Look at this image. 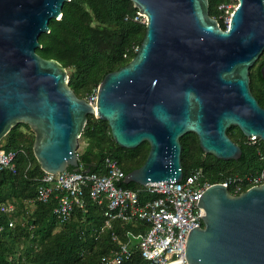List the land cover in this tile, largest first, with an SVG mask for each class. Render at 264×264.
<instances>
[{"label": "water", "instance_id": "obj_1", "mask_svg": "<svg viewBox=\"0 0 264 264\" xmlns=\"http://www.w3.org/2000/svg\"><path fill=\"white\" fill-rule=\"evenodd\" d=\"M66 1L0 0V140L28 125L42 171L80 169L77 142L89 114L108 122L120 147L148 143L144 162L122 180L141 186L181 180L184 134L221 160L241 155L231 126L264 141V108L249 76L264 52V0H236L225 29L208 0H130L146 17L144 36L130 61L100 81L94 105L68 86L61 63L35 52ZM197 205L203 225L187 235L189 264H264V183L239 194L212 183Z\"/></svg>", "mask_w": 264, "mask_h": 264}, {"label": "trees", "instance_id": "obj_2", "mask_svg": "<svg viewBox=\"0 0 264 264\" xmlns=\"http://www.w3.org/2000/svg\"><path fill=\"white\" fill-rule=\"evenodd\" d=\"M229 1L208 0L209 15L222 29L226 26L217 19V7ZM136 16L138 9L130 0L66 1L60 18L48 22L49 32L39 35L41 46L35 52L61 63L68 73V86L79 98H88L85 94L96 91L107 73L127 64L135 55L145 32V23L134 20ZM107 27L114 28L116 41L113 34L105 30ZM263 62L264 52L250 68L249 76L251 93L264 108V77L260 72ZM19 126L12 127L0 141L4 150L23 151L16 158L17 173H5L0 178V201L13 203L17 210L13 227L4 224V229L0 230V264H101V257L116 250L118 241H125L130 248V256L121 264H147L135 248L134 239L138 233L147 231V223L113 220L111 227L105 228V202L97 204L88 196L84 197L83 207H75L70 219L60 223L52 212L57 202L54 196L46 203L35 200L43 171L32 152L33 132L17 131ZM227 134L241 149L237 160H221L204 153L194 133L180 137L184 176L201 169L204 180L217 183L226 175L244 177L259 173L264 168V141L248 143L235 126L229 127ZM81 136L86 145L82 152H77L79 167L98 174H106V160H112L126 175L144 162L149 149L147 142L132 149L120 147L111 135L108 122L92 114L87 115ZM117 185L130 189L142 187L123 181ZM229 191L233 193L232 189ZM151 197L140 192L141 199ZM30 203L31 212L22 222ZM20 244L26 245L24 252L17 250Z\"/></svg>", "mask_w": 264, "mask_h": 264}, {"label": "built area", "instance_id": "obj_3", "mask_svg": "<svg viewBox=\"0 0 264 264\" xmlns=\"http://www.w3.org/2000/svg\"><path fill=\"white\" fill-rule=\"evenodd\" d=\"M236 1V0H230ZM134 20L146 21L138 12ZM229 19L226 20V23ZM96 91L92 92L88 102L94 105ZM254 144L258 137H246ZM1 141V140H0ZM20 150H4L0 143V178L5 173H17L16 158ZM106 174L79 170H65L58 173L44 172L36 188L35 200L46 203L52 196L57 199L53 208L56 219L63 223L70 219L75 207L84 206V197L88 196L97 204L105 202L103 211L105 228H110L113 220H141L148 224L147 231L134 236L135 248L147 264H189L185 257V245L189 231L202 226L200 215L204 209L198 206V200L210 184L203 179L201 169H194L180 181L163 183L150 182L138 189L117 185L125 173L115 161L106 160ZM239 194L247 188L264 183V168L257 174L244 177L226 175L217 182ZM140 192L152 195L140 198ZM16 206L11 202L0 201V230L4 224L13 227ZM130 256L129 245L118 241V248L102 256L101 264H121Z\"/></svg>", "mask_w": 264, "mask_h": 264}, {"label": "rangeland", "instance_id": "obj_4", "mask_svg": "<svg viewBox=\"0 0 264 264\" xmlns=\"http://www.w3.org/2000/svg\"><path fill=\"white\" fill-rule=\"evenodd\" d=\"M235 5L236 4L234 3V1H229L226 4H220L217 7V11H218V13L216 14L217 19L219 20L220 23L224 24L226 27L228 25V23H226V20L229 19L230 14H231L232 10L234 9ZM105 30H107L109 33L113 34L114 41L117 40V38L115 37V36H117V34H116L114 28L107 27V28H105ZM91 92H94V89ZM85 96L86 97L89 96V93L85 94ZM93 116L97 117L96 114H94ZM19 125L20 126L18 127L17 131L32 132L31 129H27L23 124H19ZM77 143H78L77 152H82L83 149H84V146L86 145V142H85V139L83 138V136L80 135V137L78 138V142ZM32 206H33L32 203L27 205L28 212L26 211L24 213L22 222H24L26 220L27 215L31 212ZM58 229L59 228L56 227L54 230L57 231ZM38 239H40V236L37 237V243L39 242ZM25 246L26 245H24V244H20L17 250L20 251V252H24L23 249L25 248ZM18 251H16V254H19Z\"/></svg>", "mask_w": 264, "mask_h": 264}]
</instances>
